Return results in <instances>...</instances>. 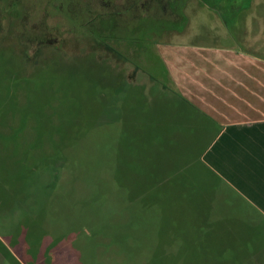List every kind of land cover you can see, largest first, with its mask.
I'll use <instances>...</instances> for the list:
<instances>
[{"label":"rangeland","instance_id":"374dc122","mask_svg":"<svg viewBox=\"0 0 264 264\" xmlns=\"http://www.w3.org/2000/svg\"><path fill=\"white\" fill-rule=\"evenodd\" d=\"M0 25V264H258L164 53L264 62V0H1Z\"/></svg>","mask_w":264,"mask_h":264},{"label":"crops","instance_id":"0c3cea01","mask_svg":"<svg viewBox=\"0 0 264 264\" xmlns=\"http://www.w3.org/2000/svg\"><path fill=\"white\" fill-rule=\"evenodd\" d=\"M165 51L177 95L218 131L205 160L239 202L246 220L235 221V226L238 222L241 228H253L254 244H264L263 60L248 49L227 47L212 48L207 54L178 47ZM255 257L264 264V252L257 251Z\"/></svg>","mask_w":264,"mask_h":264},{"label":"trees","instance_id":"16d2710c","mask_svg":"<svg viewBox=\"0 0 264 264\" xmlns=\"http://www.w3.org/2000/svg\"><path fill=\"white\" fill-rule=\"evenodd\" d=\"M184 104H186V102L182 101ZM188 105V104H187ZM188 106H191L190 104ZM192 107V106H191ZM193 108V107H192ZM195 109V108H194ZM197 110V109H196ZM198 111V110H197ZM199 112V111H198ZM201 114V112H199ZM202 115V114H201ZM218 132V131H217ZM217 135V134H216ZM216 135L214 137V139L216 138ZM193 202L196 203L197 202V199L196 198H193Z\"/></svg>","mask_w":264,"mask_h":264},{"label":"flooded vegetation","instance_id":"af4514ba","mask_svg":"<svg viewBox=\"0 0 264 264\" xmlns=\"http://www.w3.org/2000/svg\"><path fill=\"white\" fill-rule=\"evenodd\" d=\"M1 1V0H0ZM149 3V2H148ZM1 26V25H0Z\"/></svg>","mask_w":264,"mask_h":264}]
</instances>
